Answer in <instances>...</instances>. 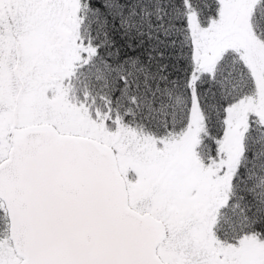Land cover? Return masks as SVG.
<instances>
[{"label":"snow or ice","instance_id":"snow-or-ice-1","mask_svg":"<svg viewBox=\"0 0 264 264\" xmlns=\"http://www.w3.org/2000/svg\"><path fill=\"white\" fill-rule=\"evenodd\" d=\"M0 264H264V0H0Z\"/></svg>","mask_w":264,"mask_h":264}]
</instances>
